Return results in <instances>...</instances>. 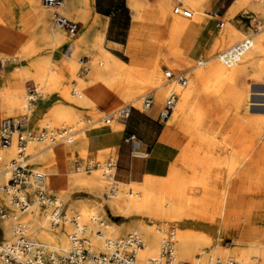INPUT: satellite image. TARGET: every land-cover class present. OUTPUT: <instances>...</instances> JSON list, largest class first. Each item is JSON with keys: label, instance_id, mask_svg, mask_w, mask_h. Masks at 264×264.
Here are the masks:
<instances>
[{"label": "rangeland", "instance_id": "rangeland-1", "mask_svg": "<svg viewBox=\"0 0 264 264\" xmlns=\"http://www.w3.org/2000/svg\"><path fill=\"white\" fill-rule=\"evenodd\" d=\"M25 1L27 3H30L29 0H25ZM32 1H34L35 3L37 2L39 9H43L48 13H46L45 18L43 19L37 18V15L33 11L34 9L30 8L27 11V14L25 15L27 17L25 23L20 27L22 32L27 37L25 44L21 46V48L14 57L9 58V57L0 56V62L3 65L2 72L0 74V82H1L0 84L2 85V88H7L9 90H17L18 88L21 87L24 92L23 108L9 109L1 105L3 112L2 120L5 118L25 117L27 119L28 130L32 132H38L39 130L45 127L53 131H57L64 126L73 127L76 129H83L76 136L74 142L65 145L66 151L69 152L68 160L71 163H73L75 160L73 155L74 151L78 153V157L80 159L86 161V163H89L92 166H95L96 164H102L106 162L108 159L115 160L116 157L113 147L96 149L93 153H91L89 149L86 147V145L83 144V142L84 141L87 142L88 134L90 133V131L87 130L91 129L92 127H94L93 129L96 130L101 128H110L116 132L121 131L123 129V125L121 128L118 129H116L115 127H117L116 123L117 122L122 123L123 119H120L121 121H118L117 119L118 115L113 116L114 115L113 114L110 115V121L108 123H104L103 119L107 117L108 113L106 114L99 113L95 109V107H91L89 109L87 108L78 109L79 110L78 113L80 115L79 120H81L79 125H73L74 123L68 122L65 118H61V120L57 124L50 123L49 126L45 125L49 121L48 111L42 117L35 119L34 112L36 109V105L38 103L41 102L43 104H47L52 100H56L57 103L53 105H57V104H62L63 100H61L60 98L57 99L49 98L45 94V87L34 82L33 78H31L30 75H27L28 77L24 78V80L20 78L18 79L16 78L14 72L20 64L18 62L20 55L26 54L31 57H43V56L50 57V63H51L50 65L51 68H53V70L50 71L49 74L57 78L59 77L60 79L56 91H58V93L68 95V97L71 100H78L76 90L79 86V83H83L87 90V82H89L93 78L97 76L101 78H108L124 70H127L138 79L140 68H145L147 69V71H149L154 67L155 62H157L159 65V71L161 70L160 72L162 73L164 84L169 85L170 83H175V82H169L163 75V72H171L173 75L192 72V70L195 69L197 62L199 60L206 61L213 56L216 57L219 53L229 48L230 45L233 46L234 44L241 41L240 40L238 42H235L233 43V45L229 44L228 45L229 47L227 45L221 47L217 49L214 53L211 52L213 44L219 40L221 35L224 33V30L228 26L242 33L243 39L245 37L247 38L264 37V5L260 6L259 9H255L249 5H242L239 11L232 18H226L225 16L219 18L216 17L214 14H212V16L215 17L213 20L214 22L213 33L215 36H208V38L200 44L195 54L191 53L190 55L192 47L196 45V36H198L197 34L199 33V29L197 27L195 31H193L192 33L181 35L179 38L178 49L184 53L185 60L175 64L173 63L172 65L174 66L175 69L171 70L163 60L166 54L168 53V46L165 45L167 44L168 27L167 24L165 23L166 16L163 14V12L164 10H168V9L170 11L173 10V8L176 6L175 0H141L145 5L142 7L140 11L142 16L139 21L133 17V10L130 6L129 9L127 5V0H109L110 2L116 1L120 4H126L127 12L130 17V28L127 31V35L124 37L125 39L124 43L120 46H116L115 50L108 52L112 56L126 63L127 68L123 69L122 71H114L111 69H109V71H106L103 69V66L100 65L101 56L98 48V41L95 37V30H94L95 21L91 10L92 0H90V2H88L87 0H81V4L83 5L84 8L80 10L74 8L72 3H70L68 0H62V4H61L62 6L66 2L67 9H60V10L59 8L51 9L50 7H46V6L42 7L41 0H32ZM156 1L158 4L157 6H156ZM199 4L200 5L197 6L196 10L194 11L189 9L186 5H182V6L185 9L192 11L195 19L203 11L201 7L203 2ZM55 13H59L65 18L75 23L82 24V26L85 29V32L87 33L83 34V36L82 35L78 36V32H77L76 36L71 37L68 36L63 30L53 28L51 24V19ZM206 13L209 15L208 10H206ZM246 15H251V17L246 19L247 21H250V19L254 17L256 18V23L255 26L252 23H250V25H248V29L246 30V32H242L236 28V25H238L236 21L237 20L240 21L241 17H245ZM205 20L209 22V20L211 19L209 17H205ZM4 24L5 22L0 16V25H4ZM253 27L257 28L256 33L252 32ZM47 30L50 31L51 33L56 32V34L59 35L57 37L61 38L63 40V43L60 46H57L54 40L52 41L44 40L45 39L44 36H47L46 34ZM89 32L93 34V38L90 41L86 40L85 37L86 34H88ZM132 34H134V36H132ZM131 37H133L134 39L133 40L134 44L132 45L129 42ZM135 42L137 44H135ZM101 45L103 48V43ZM161 45H163V47H161ZM67 50L69 51L68 53ZM169 52L171 54L176 53L171 44L169 46ZM243 65H245V61L240 62L237 65L238 67L237 69H240L241 67H243ZM9 66H13V71L11 73H8ZM65 67L71 68L72 75H68V73L65 71ZM101 75H104V77H102ZM9 78L13 79L16 82L15 86L13 87L8 86ZM186 79L188 80V77H186ZM142 82L146 84V80ZM254 85H257L259 87H253ZM32 88H35L37 90L36 98H38V101L36 102V104L30 107L28 104V97H29V92L31 91ZM148 88L149 91L147 93L150 92L153 95V92H151V88L149 86ZM225 89L227 90L228 94L232 96V98L230 99V103L232 105L238 99L239 100L241 99L243 101L261 99V97L264 95V63H262L261 66L253 72L251 71L245 74H239L236 81H234L231 84L225 85ZM170 92H173L175 95H177L173 89H168L165 99L167 98ZM222 96L223 94L220 93L214 96V98H208L205 95L203 96L200 94L197 98V105L200 108V112L202 113V115H204L206 122L217 120L223 116H226L227 122L234 120L238 126L234 128L230 133H228L227 131L228 129L217 130V127L215 128V126L208 125V129L203 130V128H201L200 133L204 137L212 136V135L215 136L216 141L218 143V147L214 149V153L216 156L222 157L224 154H225L224 156L231 155L233 157L238 156L239 158L244 156L245 158L244 157L242 158L243 159L242 166L244 165L243 167H246L244 169H248V176L244 178H238L237 175L238 173H233L231 176L228 177V180L227 178H225L227 181V182L225 181L224 183V186L226 184L225 186L226 193L225 196L222 195L220 196L218 193L207 194L202 187L194 183L195 180L192 175L187 177L183 175L185 177V178L183 177V179L186 185L184 190V195L187 196V198H191V199L196 198L197 200L198 199L203 200L202 202L205 203L204 205L208 203L207 204L208 206L206 205L207 211L205 209V206L201 208L202 210L201 209H198V211L193 210L194 214L192 210L190 211L189 209H187V212L189 213H188V217L185 219L186 223H182L181 221L180 222H167V221L157 222L156 220L150 221L148 220L147 216L144 215V216H136L133 226L129 230H127L128 228L127 219L120 217L119 214L115 212L109 211V209L106 207L105 204H103L102 207H100L99 204L102 202L101 197L96 195L89 186H86L78 182V179L85 178L86 180L90 178L95 172H97L98 174L97 177L101 184V191L104 192L105 183L100 178V172L98 168L85 172L83 169L85 165H82V169L80 171H76L75 168L71 166L66 176L65 185L57 189H54L48 183L47 181L48 177L46 176L48 194L54 197L55 199H57L62 204L63 210L70 217L79 213L76 210H74L72 213L68 212V208L70 204H82L85 207L88 217L93 214L94 217H97L96 219L98 221L95 219L93 220V222H90L89 220L88 221L82 220L83 222L81 223L80 220V224L82 226L83 224L86 226V227L84 226V228L86 229L84 231V236L87 238V240H89V242H92L91 238L93 237L92 233H90L88 230L89 224L92 225L91 227L92 231L93 232L98 231L97 234L101 235V237H104L105 239L107 238V239L115 240V239L124 238L127 234L131 233L132 231L138 230L137 229L138 223L140 220H143L144 225L148 224L149 226L153 227L156 231L157 229H159L156 227L158 225L163 226L162 228L163 230H165L168 227H171L174 231L175 236L178 231H187L189 233H195L196 231L202 232V229L206 227L213 228L214 235L211 237L210 244L202 245L201 247H199L197 251L193 252L192 258L177 261L180 264H194L196 262L195 260L196 258L199 259V262H202V260L205 259V255H210L212 258L214 257V258H220L222 260H227V258L230 259L228 255H230L234 251L249 252L252 249H258L259 247H264V155L260 156V152H259L261 146L262 147L264 146V138L261 137L258 144L253 146V144L249 142L248 133L250 131H245L242 128V125H244L246 122L251 121V119L257 120L264 118V108H253L251 111H248L246 107L247 104L244 103L242 110L239 112H235L234 109L232 110L231 108L228 107L227 108L224 107L221 109L218 106L217 101L221 99ZM164 101L161 107H159V112L164 104ZM201 103H203L204 105L201 106ZM134 104L135 106L138 105V103H134ZM154 105L155 104L153 98L152 106ZM124 106H129V105H124ZM124 106H120L116 108L111 113L120 110ZM202 107L208 108L207 110L209 111V113L205 114ZM168 120L169 119L164 121L166 128L171 132V139L175 132H177L178 135L182 134L184 137V143L180 150V153L182 149H184L185 147H188L189 149H193L194 145L191 142L189 143V138L185 136L183 133L172 129L168 124ZM189 121H191V119H189ZM237 129H240L241 131L242 130L245 131L246 137H245L244 146L240 144L241 141L243 142V140H241L243 136H241L239 133L234 135ZM262 136H264V130ZM13 141L15 143V140ZM53 149H54L53 147L48 148L45 143H37V144L34 143V144H29L27 149V154L32 158H38L40 155H46L49 151ZM246 149H248L249 151L251 150L250 153H248V155L245 153ZM255 149L258 150L256 153H255ZM253 155L255 156V159L252 158ZM11 159L8 160L0 159V171L4 169L5 163H10ZM31 159L29 161V164L32 166L34 165V168L36 169L37 163ZM177 168H179V166ZM93 170H97V171H93ZM173 170H175L174 163L170 165L166 174ZM201 171L202 169L199 166L195 168V172L200 174ZM165 177L166 175L162 177H157V178L152 177V178H154V180L156 181H160ZM117 187L118 189L116 191L122 189L119 186ZM133 187H136L139 193L142 192L141 194H143L144 191H146L152 195L156 193L158 196H162L161 193H158L154 189L145 190L144 180L141 184H129L124 189V191L127 193L129 191L132 192ZM155 189H157V187ZM234 199H236L235 202ZM214 201L217 202L216 205H213ZM218 204L219 205L221 204L222 206H219L220 207L219 208ZM215 208H219V211L218 209ZM204 209L206 212L203 211ZM220 209H221V214L219 216ZM12 211L13 213H15L13 209ZM208 211L211 212V215L217 216L218 219L214 220L212 216L209 215ZM245 211H251L249 215V220L243 219ZM190 212H191V216L194 215L193 218L190 216ZM227 218H229V220H227ZM225 219L227 220L228 226L231 229L246 230L250 228H256L258 229V233H251L249 237L243 239L242 238L238 239L237 235L233 233L231 234L222 233L215 235L216 232L214 231L215 228H219V226L222 224V221H224ZM230 220H232L231 224H230L231 222ZM103 224L114 225L116 229L121 230L123 232H121L116 236L108 237L103 232L104 229ZM47 227H49L48 224ZM70 229L72 228L71 225L69 224V230ZM139 232L141 233V231ZM158 234L160 235V232ZM26 235L29 239H31L35 243L42 244L40 243V241L36 240L35 238L32 239L30 237L31 235L29 236V233H27ZM160 239H161V235L159 236V240ZM231 239H235L237 243L235 245H231L229 241ZM55 250L60 253H63V251H60L61 250L60 248H56ZM176 251H177V239L175 238V256L177 257ZM198 256L200 257L198 258Z\"/></svg>", "mask_w": 264, "mask_h": 264}, {"label": "bare ground", "instance_id": "bare-ground-1", "mask_svg": "<svg viewBox=\"0 0 264 264\" xmlns=\"http://www.w3.org/2000/svg\"><path fill=\"white\" fill-rule=\"evenodd\" d=\"M29 1L30 3H28V5L30 6V8L34 9L33 11L37 15V18H45L46 13L48 12L44 11L43 9H39L37 2L35 3L32 0ZM87 1L90 2V0ZM180 2L182 5H186L192 11L196 10V7L200 5L199 3L203 2V4L201 5L203 11L195 19H194V15L191 19H185L180 16H175L173 14V10L171 11L169 9L164 10L163 14L166 16L165 23L167 24L168 27L167 44H165L168 46V53L166 54L163 60L171 70L175 69L174 66L172 65L173 63L175 64L185 60L184 53L178 49L180 36L183 34L192 33L198 27L199 33L197 34L198 36H196V45H194L191 49L190 52L191 55L193 50L201 44V40L205 36L206 28L208 26V22L205 20V17H209L205 9L207 0H181ZM129 5L133 10V17L139 21L142 16L140 11L145 4H143L141 0H129ZM157 5L158 4L156 1V6ZM242 5H249L255 9H259L260 6L264 5V0H234V3L226 12L225 17L232 18L239 11ZM50 8L52 9L53 7ZM57 8H59V10L67 9V3L65 2V4L62 5L61 7L59 6L53 9H57ZM46 32H47L46 33L47 36H44L45 38L44 40H49V41L54 40L57 46H60L63 43V40L57 37L59 35H57L56 32L51 33L48 30ZM97 36H99L98 48L101 56L100 65L103 66V69L106 71H109V69L114 71H122L123 69L127 68L126 63L112 56L102 48L101 44H102L103 34L101 32H98ZM251 39L253 43L251 50L247 52L240 60V62L245 61V65H243V67L237 69L238 68L237 65L240 62L231 67H225L218 61L217 56L216 57L213 56L206 61H202L201 64L202 67L196 65L195 69L192 70V72L186 73V77H188V80L186 79V84L184 86H180L177 83H170L169 85L164 84V79L162 73L160 72L161 70L159 71V65L157 62H155L154 67L149 71H147V69L145 68H140L138 80L140 81L146 80V85L149 86L151 88V92H153L155 106L161 107L167 95L168 89H173L176 92L177 101L175 103L174 109L172 110L170 116L168 117L169 119L168 124L175 131L181 132L185 136H187L189 138V143L190 142L193 143L194 148L189 149L188 147H185L184 149H182L181 153L174 162L175 170L167 173L164 179L160 181H156L151 176H146L144 178L145 190L154 189L158 193H161L162 196H158L156 193L152 195L146 191H144V193L141 194L142 192L139 193L136 187H133L132 192L129 191L127 193L124 191V189L128 185L120 184V183H116V185L122 188L121 190L115 191L113 195H105V193L101 191V184L98 180L97 172H95L90 178L86 180L85 178L78 179V182L86 186H89L96 195L101 197L102 202L99 204L100 207H102V205L105 204L106 207L109 209V211L115 212L119 214L120 217H123L128 220L127 230H129L133 226L136 216L145 215L147 216L148 220L150 221L156 220L157 222L181 221L182 223H186L185 219L188 217V213H189L187 212V209H189L190 211L192 210V212L193 210L198 211V209L203 208V206H205L206 209V205L208 203L204 205L205 203L202 202L203 200H199V199L197 200L196 198L194 199L187 198V196L184 195V190L186 185L183 179L184 177L183 175H185L186 177L192 175L195 180L194 183L202 187L207 194H209L210 192H214V193H218L220 196L221 195L225 196L226 193V188H225L226 184L225 186L223 184L226 181L225 178H227L228 180V177L231 176L233 173H238L237 174L238 178H244L248 176V169H244L246 167H243L244 165L242 166L243 163L242 158L244 156L240 158L238 156L233 157L231 155L218 157L214 153V149L218 147V143L216 141L215 136L212 135V136L204 137L203 135H201L200 129L204 127L206 119L204 115H202V113L200 112V108L197 105V98L200 94L203 96L205 95L208 98H214V96H216L217 94L222 93L223 94L222 98L217 101L218 102L217 104L221 109L224 107L226 108L228 107L231 108L232 110L234 109L235 112H239L242 110L244 103L247 104L246 107L248 111H251L253 108H264V95L259 100L254 99L251 101H245V100L243 101L241 99L240 100L238 99L232 105L230 103V99L232 98V96L228 94L227 90L225 89V85L231 84L234 81H236L239 74H245L251 71L253 72L257 70L262 63H264V37H256V38L252 37ZM240 40H243V34L228 26L224 30V33L221 35L219 40L213 44L211 52L214 53L217 49L224 47L226 45L228 46L229 44L233 45V43L238 42ZM129 42L131 45L134 44L133 39H130ZM135 44L137 43L135 42ZM170 44L173 46L176 53L171 54L169 52ZM161 47H163V45H161ZM231 47L232 46L230 45V47L227 48L226 50H229ZM18 62L20 64L14 72L17 79L20 78L24 80V78L28 77L27 75H30V77L33 78L34 82L45 87V94L49 98L52 99L60 98L61 100H63L62 104L52 105L48 109L49 121L45 125L49 126L50 123L57 124L61 120V118H65L68 122L74 123L73 125H79L81 120H79L80 115L78 113L79 111L78 109L81 108L89 109L91 107H94V105L86 97L87 90L83 83H79V86L76 90L78 100H71L68 97V95L58 93V91H56L60 79L59 77L57 78L49 74V72L53 70V68H51L50 65L51 64L50 57L48 56L31 57L29 55L24 54L19 56ZM65 71L68 73V75H72L71 68L65 67ZM164 74L165 72H163V75ZM101 76L104 77V75ZM23 94L24 92L21 87L18 88L17 90H9L7 88L1 87L0 88L1 105L9 109L23 108L24 106ZM116 115L117 114H114L113 116ZM117 119L118 121H121L118 116ZM189 119H191V121H189ZM226 119H227L226 116H223L217 120L208 122L209 123L208 125L215 126V128L217 127V130H222V129L224 130L225 127L228 125V127L226 128H229V133H230L238 125L234 120L227 122ZM122 123L117 122L116 123L117 127L115 128L116 129L121 128ZM25 125L28 129L26 118H25ZM93 128L94 127H92L91 129ZM242 128L245 131H250L248 133L249 142H251L253 146L258 144L261 137L264 138V136H262L264 130V118L257 120L251 119V121L246 122L244 125H242ZM250 151L246 149L245 153L248 155ZM259 152H260V156L264 155V146L263 147L261 146ZM44 157L45 155H40L38 158H32L31 160L37 163L42 161ZM15 158H16V145L14 141L11 142L10 146L6 148H0V159L3 160L11 159L10 161H12ZM252 158L255 159V156L253 155ZM8 165L9 163H5L4 169L0 171L2 172L0 174V205L9 214L8 220L0 221V227L3 230V235H2L3 244H9L14 241V236L11 230L13 226L11 217L15 213H13L12 211L13 208L10 207L7 198L3 195L1 191V187L7 182L9 178V175L6 172ZM178 166L179 168H177ZM198 166L202 169L200 174L195 172V168ZM93 171H97V170H93ZM156 187L157 189H155ZM214 202L213 205H216L217 202H215V204ZM219 206L222 205L218 204V207ZM219 208H215V209H218L219 211ZM205 209L203 211H205ZM38 210L39 209L36 208V206H33L29 214L25 216L24 215L20 216L21 221L27 224L28 226L27 233H29V236L31 235L30 237L32 239L35 238L36 240L40 241V243L42 244L39 245L43 247L50 248L53 250H55L56 248H60L61 249L60 251L63 252L68 251L69 235L71 233L70 231H72V229L69 230V224H70L69 219L71 217L68 216L67 213H65V221L62 222L60 226L54 231L51 230L50 227H47L48 223L46 222L43 215H41V213L39 214ZM74 210L79 212L76 214V216L80 218L81 223L83 221H88V220L90 222H93V220L97 218L94 217V214L88 217L85 207L82 204H70L68 208V212L72 213ZM209 211H208L209 215L212 216L214 220L218 219L217 216L211 215V212ZM220 214H221V209L219 212V216ZM190 216H191V212H190ZM193 216L191 217L193 218ZM83 226L85 225L83 224ZM103 226H104L103 232L108 237L116 236L121 232H123L121 230L116 229L114 225L103 224ZM91 227L92 225L89 224L88 230L93 235V237L91 238L92 242L90 243L95 251L101 252L103 251L105 241L112 239H107V238L105 239L104 237H101V235L97 234L98 231L93 232ZM137 229L141 231V236L145 242L144 249L139 251L137 254V260L139 264H145L149 259L157 257L159 244L161 241V239L159 240L160 235L158 234L159 233L158 230L160 229L156 231L153 227L149 226L148 224L144 225L143 220L139 221ZM203 229L202 232L196 231L195 233H189L187 231H178L176 236L174 234V249H175V238L177 239V251H176L177 261L192 258L193 252L197 251L199 247H201L202 245L210 244L211 237L214 235L213 228L206 227ZM214 231H216L215 235L222 233L231 234V229L228 226V222L226 219L222 221V224L219 226V228H215ZM229 241L231 245H235L237 243L235 239H231ZM228 257H230V259L229 258L227 259L231 260L233 264H264V247H259L258 249H252L249 252L234 251L230 255H228ZM195 260L199 261V259L197 258Z\"/></svg>", "mask_w": 264, "mask_h": 264}, {"label": "crops", "instance_id": "crops-1", "mask_svg": "<svg viewBox=\"0 0 264 264\" xmlns=\"http://www.w3.org/2000/svg\"><path fill=\"white\" fill-rule=\"evenodd\" d=\"M68 1L72 3L74 8L79 10L84 8L81 0ZM233 3L234 0H207L206 10H208L211 20L208 22V28H206V33L201 43L208 36H215L213 33V20L215 17L212 14L219 18L225 16ZM127 5L128 7L130 6L129 0H127ZM29 9L30 6L25 0H0V16L5 22L4 25H0L1 57H14L21 46L25 44L27 37L20 27L25 23L27 19L25 15ZM91 10L95 21V37L98 41L99 36H96L97 33L101 32L103 34L102 43L104 50L111 52L115 50L116 46L122 45L125 40L124 37L130 28V17L126 4H120L116 1L110 2L109 0H92ZM249 17L251 15L241 17L240 21L237 20L238 25H236V28L242 32H246L248 25H250V22L246 20ZM77 24L79 25L78 36H83V34L87 33L82 24ZM85 37L86 40L90 41L93 38V34L89 32ZM130 39H133V37ZM199 46L193 50L192 54H195ZM12 71L13 66H9L8 73ZM1 72L2 69H0V74ZM15 85L16 82L9 78L8 86L13 87ZM1 87L2 85L0 84ZM253 87L259 86L254 85ZM148 91L149 88L144 82L138 80L127 70H124L108 78L97 76L87 82L86 97L99 113L110 114L120 106L130 105ZM37 101L38 98H36L35 102L29 104V106H33ZM55 103H57L56 100H52L47 104L38 103L34 112L35 119L45 115L48 109ZM202 105L204 104L201 103ZM202 109L205 114L209 113L208 108L202 107ZM2 115L0 100V122ZM208 124V122H205L203 130L208 129ZM122 125L123 129L117 132L110 128L89 129L87 130L90 131L87 142L84 141L83 144L86 145L91 153L96 149L105 147L114 148L116 157L114 179L117 183L126 185L141 184L146 176L155 178L165 176L170 165L179 156L184 143L183 135H178L175 132L171 139V132L166 128L165 121L159 118V107L155 105L146 112L130 108L123 119ZM226 127L225 129H228L229 133V128ZM237 133L243 136L241 139L243 142L241 141L240 144L244 146L245 131L237 129L234 135ZM130 136H133L134 139H129ZM53 148V150L45 155L42 161L37 162L36 169L44 173L48 177V183L54 189H57L65 185L66 176L71 166L76 170L77 166L86 165L87 163L78 157L76 151L73 152L75 160L71 163L68 160L69 152L66 151L65 145H58ZM257 151L255 149V153ZM210 193L213 194L214 192ZM250 213L251 211H245L243 219L249 220ZM230 221L231 224L232 220ZM231 233L236 234L238 239H243L249 237L251 233H258V229H231Z\"/></svg>", "mask_w": 264, "mask_h": 264}, {"label": "built area", "instance_id": "built-area-1", "mask_svg": "<svg viewBox=\"0 0 264 264\" xmlns=\"http://www.w3.org/2000/svg\"><path fill=\"white\" fill-rule=\"evenodd\" d=\"M41 3L43 6L55 8L61 6L62 0H41ZM173 14L185 19L193 17V12L185 9L179 0H176ZM249 22L255 26L256 18H251ZM51 24L53 28L63 30L71 37L76 36L79 29L77 23L59 13L52 16ZM252 32L256 33L257 28L253 27ZM252 46V39L245 38L229 50L219 53L217 59L223 66L231 67L239 63L243 56L251 50ZM201 64L202 61L197 62L198 66H201ZM2 68L3 65L0 62V69ZM164 76L169 82H175L180 86L186 84V73L173 75L171 72H165ZM36 95L37 90L32 88L29 92L28 104L36 101ZM176 101L177 96L170 92L159 112L160 119H168ZM134 103H138V105L135 106ZM152 104L153 96L149 92L129 106H124L120 110L108 114L103 122L108 123L110 115L113 114H117L120 119H124L130 108H136L142 112L149 111ZM82 130L64 126L57 131L45 127L38 132H32L27 129L24 117L1 120L0 148L10 146L11 142L15 140L16 158L10 161L7 166L6 172L9 178L1 187L3 195L7 198L15 214L11 217L13 223L11 230L14 236L12 243H2L3 230L0 227V264H139L137 254L144 249V242L138 230L132 231L124 238L106 240L103 251L98 252L94 250L89 240L84 236L85 228L80 225V218L73 215L69 219L72 228L69 235V250L61 254L53 249L34 243L26 235L28 226L21 221L20 216L29 214L33 206L39 209L51 230L57 229L65 221V211L61 203L48 194L46 175L29 164L32 158L27 154L29 144L45 143L48 148L71 144ZM129 139L133 140L134 137L130 136ZM115 167V160L108 159L106 162L95 166L87 163L83 169L88 172L98 168L100 178L105 183V195H113L118 189L117 182L114 179ZM81 169L82 166L76 168L77 171ZM8 219L9 214L0 205V221ZM156 227L160 229L156 228L161 235L158 254L157 257L149 259L145 264H180L175 256L173 229L168 227L162 230L163 226L161 225ZM194 264H233V262L228 259L222 260L205 255L202 262L196 261Z\"/></svg>", "mask_w": 264, "mask_h": 264}]
</instances>
